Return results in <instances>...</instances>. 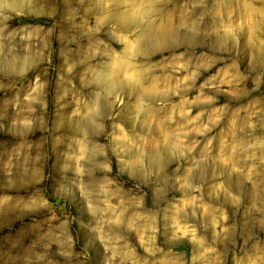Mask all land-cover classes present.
Masks as SVG:
<instances>
[{
    "label": "rangeland",
    "instance_id": "obj_1",
    "mask_svg": "<svg viewBox=\"0 0 264 264\" xmlns=\"http://www.w3.org/2000/svg\"><path fill=\"white\" fill-rule=\"evenodd\" d=\"M0 264H264V0H0Z\"/></svg>",
    "mask_w": 264,
    "mask_h": 264
},
{
    "label": "bare ground",
    "instance_id": "obj_2",
    "mask_svg": "<svg viewBox=\"0 0 264 264\" xmlns=\"http://www.w3.org/2000/svg\"><path fill=\"white\" fill-rule=\"evenodd\" d=\"M135 72V71H134ZM136 78V77H135ZM129 79V78H128ZM141 81V80H140ZM146 90V89H145ZM147 91V90H146ZM149 92H150V90H149Z\"/></svg>",
    "mask_w": 264,
    "mask_h": 264
}]
</instances>
